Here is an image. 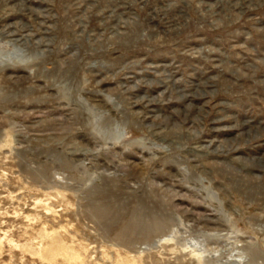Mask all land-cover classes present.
Listing matches in <instances>:
<instances>
[{"label":"rangeland","instance_id":"1","mask_svg":"<svg viewBox=\"0 0 264 264\" xmlns=\"http://www.w3.org/2000/svg\"><path fill=\"white\" fill-rule=\"evenodd\" d=\"M0 60V264H264V0H0Z\"/></svg>","mask_w":264,"mask_h":264},{"label":"bare ground","instance_id":"2","mask_svg":"<svg viewBox=\"0 0 264 264\" xmlns=\"http://www.w3.org/2000/svg\"><path fill=\"white\" fill-rule=\"evenodd\" d=\"M0 61H2V60H0ZM203 253H199L198 251L197 252H194V256H196L197 257V259H198V261L200 262V263H202L203 264V255H202ZM208 257V256H207ZM213 257V256H212ZM215 257V256H214ZM214 260V259H213ZM216 260V259H215ZM205 261V260H204ZM210 261V260H209ZM198 262V263H199ZM211 262V261H210ZM199 263V264H200Z\"/></svg>","mask_w":264,"mask_h":264}]
</instances>
